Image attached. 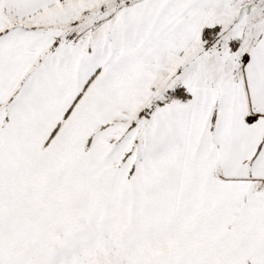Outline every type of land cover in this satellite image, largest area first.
I'll use <instances>...</instances> for the list:
<instances>
[{
  "label": "snow or ice",
  "instance_id": "1",
  "mask_svg": "<svg viewBox=\"0 0 264 264\" xmlns=\"http://www.w3.org/2000/svg\"><path fill=\"white\" fill-rule=\"evenodd\" d=\"M0 264H264V0H0Z\"/></svg>",
  "mask_w": 264,
  "mask_h": 264
}]
</instances>
